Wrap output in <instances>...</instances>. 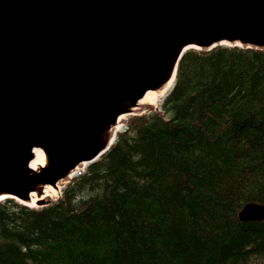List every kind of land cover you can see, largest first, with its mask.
Instances as JSON below:
<instances>
[{
  "label": "trees",
  "instance_id": "obj_1",
  "mask_svg": "<svg viewBox=\"0 0 264 264\" xmlns=\"http://www.w3.org/2000/svg\"><path fill=\"white\" fill-rule=\"evenodd\" d=\"M264 51L190 50L160 112L42 208L0 202V264H264Z\"/></svg>",
  "mask_w": 264,
  "mask_h": 264
},
{
  "label": "water",
  "instance_id": "obj_2",
  "mask_svg": "<svg viewBox=\"0 0 264 264\" xmlns=\"http://www.w3.org/2000/svg\"><path fill=\"white\" fill-rule=\"evenodd\" d=\"M263 23L264 0H0V200L45 206L47 188H64L112 148L119 117L137 115L147 88L174 85L186 52L264 49L253 41L264 39ZM92 122L102 128L96 141L88 128L87 142L65 145L70 130ZM36 150L45 163L34 168ZM250 208L264 212L247 204L242 222L264 220Z\"/></svg>",
  "mask_w": 264,
  "mask_h": 264
},
{
  "label": "bare ground",
  "instance_id": "obj_3",
  "mask_svg": "<svg viewBox=\"0 0 264 264\" xmlns=\"http://www.w3.org/2000/svg\"><path fill=\"white\" fill-rule=\"evenodd\" d=\"M260 14V13H259ZM254 17V16H253ZM261 17V16H260ZM254 20V25L255 26H257V25H259V23H261V22H259L260 21V19L258 20V17L257 16H255L254 18H253ZM264 24V23H263ZM261 25V24H260ZM244 30H246V28L244 29ZM242 31V30H241ZM264 32V31H263ZM261 33V32H260ZM243 35V34H242ZM260 36V35H259ZM149 37V36H148ZM149 39L150 40H154L153 39V37L151 36V37H149ZM251 39H253V38H251ZM253 41H255V42H257V43H264V39H258V38H255V39H253ZM235 47H238V48H241V49H254V50H260V51H264V49H262V48H258V47H252V46H243V45H238V46H235ZM144 50V49H143ZM146 50H149V48L147 49V47L145 48V51ZM139 51H141L142 52V50H141V48H140V50ZM134 52V51H133ZM136 52H138V50H136ZM143 53V52H142ZM130 54V53H129ZM141 55V54H140ZM130 56H132V54L130 55ZM135 56V55H134ZM137 56V55H136ZM133 57V56H132ZM124 58V57H123ZM122 58V59H123ZM135 58V57H134ZM133 58V59H134ZM126 59H128L127 57H125V60ZM129 59H131V58H129ZM121 61V60H120ZM127 61L128 60H126L125 61V63H127ZM133 61V60H132ZM118 62H119V60H118ZM130 62V61H129ZM140 62L141 63H143V64H145V63H147L148 62V60H147V57H145V56H142L141 57V59H140ZM124 63V62H123ZM125 63H124V66H125ZM118 65H120V64H118ZM146 65V64H145ZM115 66V65H114ZM121 66V65H120ZM119 66V67H120ZM117 69V68H116ZM121 69V68H120ZM115 70V69H114ZM113 69L111 70V71H114ZM118 71V70H117ZM164 73V72H163ZM163 73H159L158 74V77L159 78H162L163 76H164V74ZM112 74V73H111ZM149 75V74H148ZM142 76V75H141ZM140 76V77H141ZM136 77H138V76H136ZM147 77V76H146ZM145 77V78H146ZM133 79H135V78H133ZM149 79V78H148ZM148 79H144V80H142V81H140V82H138L136 85V87H143V86H146V84H147V80ZM163 80V79H162ZM135 83V82H134ZM172 86H173V83L172 84H170V85H168L165 89H163V90H161V91H159V90H156V89H153V88H147V93H146V95H145V97L141 100V101H139V104H138V107L136 108V110H135V114H142V113H145V112H147L148 111V109H150V108H152V107H155L156 105H157V103L159 102V99L161 98V96L163 95L164 96V94L165 93H167L168 91H170L171 90V88H172ZM100 88H102V86L100 87ZM100 92L102 93V90H100ZM84 95V94H83ZM98 95V94H97ZM97 95H94L93 96V98L94 97H96ZM103 95V94H102ZM87 97H88V95H87ZM79 99V98H78ZM88 100V99H87ZM95 100H96V98H95ZM97 101V100H96ZM84 102H86V100H84ZM88 102H90V99L88 100ZM92 102V101H91ZM77 103V102H76ZM66 104L68 105V106H72L73 105V102L72 101H69V100H67L66 101ZM78 104V103H77ZM86 104H87V102H86ZM78 106H80V104H78ZM83 107V106H82ZM81 109V108H80ZM77 112V111H76ZM63 117V116H62ZM127 116L126 115H122V116H120L119 117V122H118V125H117V128H116V130H119V128L123 125V123H125V118H126ZM63 120V119H62ZM70 122H72V121H70ZM62 123H63V121H62ZM55 124V123H54ZM62 126V125H61ZM56 128V127H55ZM63 130V129H62ZM87 130H90V129H87ZM31 131V130H30ZM91 131V130H90ZM34 132H36V130H34ZM33 132V133H34ZM27 133V132H26ZM28 134V133H27ZM91 134V133H90ZM84 135H86V134H84ZM89 135V134H88ZM28 136H30V134H28ZM27 136V137H28ZM32 136V135H31ZM24 138V137H23ZM26 139V138H25ZM35 155H36V158L32 161V167H34V168H36V167H39V166H41V165H43L44 163H45V153L42 151V150H36V152H35ZM81 171H82V169H80ZM80 171V172H81ZM39 183H42V181L41 182H39ZM67 184V182L66 183H64V185H66ZM63 189V187H59V189H54V188H47V190H46V196L44 197V198H57V196H59L60 195V191ZM2 200H0V202H1ZM29 206H31V207H36L37 205H36V199H34L33 200V202L29 205ZM252 213V212H251ZM255 213V212H254ZM250 214V213H249ZM245 216V215H244ZM254 216H257V215H254ZM258 217H260L259 215H258Z\"/></svg>",
  "mask_w": 264,
  "mask_h": 264
},
{
  "label": "rangeland",
  "instance_id": "obj_4",
  "mask_svg": "<svg viewBox=\"0 0 264 264\" xmlns=\"http://www.w3.org/2000/svg\"><path fill=\"white\" fill-rule=\"evenodd\" d=\"M155 42H156V40H155ZM154 43V42H153ZM150 44H151V42L148 44V46H150ZM156 44V43H155ZM154 44V45H155ZM149 48V47H148ZM147 48V49H148ZM153 49V48H152ZM172 50V49H171ZM147 51V50H146ZM154 51V50H153ZM152 51V52H153ZM155 52V51H154ZM147 54H149V53H147ZM146 54V55H147ZM153 55V54H152ZM155 55V54H154ZM150 59V58H149ZM153 59V58H152ZM151 62V61H150ZM153 62V61H152ZM152 65V64H151ZM150 66V65H149ZM154 68V67H153ZM152 69V68H151ZM160 70V69H159ZM159 72V71H158ZM154 81V80H153ZM86 83V82H85ZM127 83V82H126ZM81 88V87H80ZM113 89V88H112ZM83 90V89H82ZM109 90V89H108ZM113 91H114V89H113ZM112 91V92H113ZM169 92V91H168ZM168 92L167 93H165L164 94V96L162 95L161 96V98L159 99V102L157 103V105L155 106V107H152V108H150V109H148V111L147 112H145V113H143V114H137V115H129V116H127L126 118H125V123H123V128H122V131L124 130V129H126V128H128V126H130L131 124H134V122H135V118H138V117H140V116H144V115H150L151 113H155V112H160L161 111V108H162V105H163V103H164V100H165V98L167 97V94H168ZM90 93V92H89ZM115 93V92H114ZM65 97V96H64ZM126 98V97H125ZM101 104V103H100ZM117 105V104H116ZM91 117V116H90ZM70 126H72V124H70ZM84 127V126H83ZM82 127V128H83ZM69 128V127H68ZM88 128H91L93 131H92V135H91V137L93 138V139H95V141L98 139V137H99V135H100V133H102L101 131H102V128H100V125L98 124V123H95V122H92V123H89L87 126L85 125V127L82 129V130H80V132L78 131V130H76V129H72V130H70L69 132H68V135H67V138H66V140H65V145H67V146H70V145H73V144H77V145H79V142L81 141V139L83 138V142H87V140H88V137H83L81 134L85 131V129H88ZM67 133V132H66ZM86 133V132H85ZM58 134H60L61 135V133L60 132H58ZM80 136L79 138H78V140H77V142H76V138H77V136ZM91 139V138H90ZM94 141V142H95ZM91 143L90 145L91 146H93L95 143ZM88 146H85L84 148H87ZM90 147V146H89ZM85 171V169L84 170H82L79 174H81V173H83ZM47 174V173H46ZM48 176V175H47ZM49 176H50V173H49ZM68 185V184H67ZM67 185H66V187H67ZM66 187L62 190V192H61V195H59V196H57V198H45V205H48V204H50L51 202H54V201H58L59 199H61L62 198V196H63V192H64V190L66 189ZM35 208H42V207H40V206H36ZM253 211H257L258 212V214L260 215V216H262L263 214H264V212L262 211V209H260V208H250L249 209V212H253Z\"/></svg>",
  "mask_w": 264,
  "mask_h": 264
}]
</instances>
